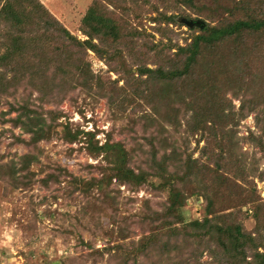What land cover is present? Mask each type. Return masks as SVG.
Here are the masks:
<instances>
[{"label":"rangeland","instance_id":"374dc122","mask_svg":"<svg viewBox=\"0 0 264 264\" xmlns=\"http://www.w3.org/2000/svg\"><path fill=\"white\" fill-rule=\"evenodd\" d=\"M16 1L28 6L26 1ZM6 2L0 0V10ZM38 2L79 41L88 38L85 32L88 27L83 24V18L96 3L98 13L115 20L120 28V38L115 41L110 37L102 39L104 35L94 36L93 42L104 53L103 58L92 50L83 52L71 47L76 59L81 57L83 67L88 64L92 71L89 85L82 83L83 78L76 76L77 71L67 74L68 81L65 82L66 78L59 76L60 71L52 68L48 84L64 79L61 88L52 94L43 96L32 86L41 79L29 82L26 78L28 86L20 83L9 91H13L12 96L1 97L0 167L14 162V167L19 168L20 157L27 153H33L34 160L25 173L27 179H20L24 173L16 172L17 185L10 175L4 174L0 181V264H121L125 260L134 264V258L131 259L133 247L144 236L170 227H183L210 214H234L233 219L249 233L264 224V149L253 141L261 133L256 127L254 114L243 117L237 126L229 123L219 128L218 132L207 130L188 135L186 120L182 126L185 131L176 130L172 125L166 126L167 132L155 130L156 153L147 142L149 132L145 131L146 124L142 118L143 114L151 111L149 104L135 98L124 100L127 91L135 89L134 85L141 87L143 77L139 70L142 67L155 68L162 55L174 57L179 47L190 43L200 33L198 29L188 28L184 18H202L210 25H216L222 19L243 18L241 13L229 14L238 0H220L219 4L229 8L226 11L222 7L216 8L215 13L219 14H215L214 19L207 16L213 0H194L195 5L205 3L208 6L203 13L188 8L182 0ZM16 8L21 7L16 5ZM241 12L245 15L243 10ZM9 26L0 19V56L6 51L5 36H9L10 29L15 30ZM23 27L27 30L32 28L31 24ZM40 41L48 54L55 53L59 60L64 58L61 42L53 48L55 43L52 39H44L45 43ZM259 44L264 51V39ZM76 63L73 60L65 70L74 69ZM6 69L0 64V73L8 74L9 78L11 74ZM102 91L104 95L100 94ZM29 95L34 103L30 107L40 111L49 126L48 138L34 146L18 141V138L28 140L30 135L23 131L24 123L14 125L12 122L19 112H7L11 105H22ZM227 97L237 110L240 101L231 94ZM121 100L125 102L122 108ZM48 112L53 115L50 117ZM68 129L73 132L71 135L80 131L76 139L66 140ZM88 133H95L91 141ZM108 136L124 143L132 155L129 166L136 173L141 168L148 173L144 184L135 186L133 183L118 184L116 179L109 181L112 172L105 159L112 152H99L94 158L92 153L98 151L90 145L97 141L101 146ZM166 139H169L168 144L164 142ZM175 143L184 157L191 155L201 167L208 166L213 175L217 174L215 170L218 168L219 175L232 179L235 185L234 189L230 187L226 192L222 182L206 181L208 186L216 189L215 192L223 195L224 203L217 207L195 194L199 183L192 176L185 186L180 184L186 200L173 210V224L161 229L158 222H150L151 219L146 218L154 212L159 217L162 215L169 205V190L159 186L161 181L158 177L150 176L153 167L150 159L151 154L156 153L157 159L161 160L164 151L169 153L171 150L167 145ZM91 178L101 181H91L95 185L91 183L86 188L88 182L83 180ZM124 224L130 225L126 229L127 234L121 231ZM107 246H112V249L107 250ZM258 251L263 252L264 248L259 247ZM137 255L138 264L151 261L150 257L146 259L138 252ZM197 264H215V261L204 253Z\"/></svg>","mask_w":264,"mask_h":264},{"label":"trees","instance_id":"16d2710c","mask_svg":"<svg viewBox=\"0 0 264 264\" xmlns=\"http://www.w3.org/2000/svg\"><path fill=\"white\" fill-rule=\"evenodd\" d=\"M23 1H26L29 7L21 5L22 1L7 0L0 10V19L15 29H10L9 36H5L6 51L0 56V64L4 65L7 68L5 71L11 74L8 78V74L0 73V99L2 96L7 97L10 94L12 96L13 91L9 93L11 89L23 83L28 86L30 81L35 82L38 79L41 81H37L32 86L43 96L47 93L52 94L61 88V81L64 80L59 82L54 80L48 84L52 68L60 71L61 78H66L67 74H71L70 72L77 71L76 76L83 78L84 85H89L92 71L88 64H84L86 67H83L81 57L76 59L71 47L79 48L83 52L92 50L103 58L104 53L93 42L94 36L104 35L102 39L110 37L115 41L118 40L120 28L115 20L98 13L94 3L83 18V24L88 27L85 31L88 38L79 41L38 0ZM219 1L213 0L214 3L207 15L209 18L214 19L215 14H219V12L215 13L218 7H222L224 11L228 10L229 7L222 6ZM182 2L199 13H203L208 7L205 3L195 5L194 0H182ZM240 3L242 6H239ZM16 5L21 8L17 10ZM241 8L245 15L241 12ZM238 13H241L243 18H233L228 21L222 19L216 25H210L202 18H184L188 28L198 29L200 33L193 37L190 43L179 47L174 57L167 58V55H162L161 61L155 68L145 66L139 70L140 76L143 77L141 87L134 85L135 89L127 91L124 100L135 98L149 104L151 111L143 114L142 118L146 124L145 131L149 132L146 137L147 142L150 149L155 150L156 153L158 151L155 146L157 142H154L155 130L159 129L163 133L167 130L166 126L171 125L176 130H184L182 126L186 120L185 130L188 135H196L207 130L218 132L219 128L226 127L229 123L237 126L238 122L249 114L255 115L256 127L261 132L253 141L264 149V51L262 46L259 47V43L264 39V0H238L229 14ZM195 20L203 21L204 27L186 24ZM28 24H31V30L23 27ZM44 39L48 41L52 39L55 43L53 48L61 42L65 51L64 58L61 56L62 59L59 60L60 57L57 58L55 53L48 54L40 41ZM73 60L77 63L74 69H69L67 72L65 69H68L69 64H73ZM26 78H29L28 83ZM67 81L68 78L65 82ZM100 94L104 95V91ZM228 94L240 101L237 110L231 99L227 97ZM30 100L31 95L26 97L22 105L9 106L7 112L18 111L19 116L12 119V122L14 125L24 123L20 126L30 135L28 140L18 138V141L24 142L23 144L27 146H34L38 141L48 138L49 126L42 113L30 107L34 105ZM124 103L120 101L121 108ZM48 114L51 117L52 112ZM79 132L71 135L73 132L68 129L65 134L66 140L76 139ZM87 135L90 136L89 141L95 137V133ZM250 135L253 137L254 133L251 131ZM167 140L169 139L164 141L166 144L169 143ZM90 145L93 150L98 151L92 153L94 158L99 152H112L105 159L108 169L112 172L108 178L110 182L116 179L118 184L133 183L135 186H140L147 181L148 173L143 168L139 167L141 170L136 173L134 168L129 166L132 155L122 141H114L108 136L101 146L97 141ZM168 146H171V150L169 153L165 150L161 160L157 159L156 153L151 154L150 159L153 164L152 169L150 168L152 170L150 176L158 177L161 181L159 186L167 187L169 190V205L165 207L162 215L159 217V214L154 212L146 218L151 219L150 222H158L161 229L173 224L171 215L173 210L181 207L186 200L180 184L185 186L191 181L192 176L199 183L195 194L200 195L201 200L207 201L209 205L215 203L217 207H221L224 203L223 195L215 192L216 189L208 186L206 181L222 182L226 192L230 187L234 189L235 185L232 179L219 175L218 168L215 170L217 174L213 175L208 166L201 167L198 160L192 159L191 155L184 157L176 143ZM33 155L27 153L20 157L19 168L14 167V162H10L8 166L1 165L0 181L4 178V174L10 175L17 185L16 172L24 173L20 179L26 178L25 173L34 160ZM9 172L10 174H7ZM85 181L88 182L85 186L87 188L93 183L91 181L101 180L91 178L83 180L84 183ZM210 191L213 194L210 195ZM232 215L234 214H210L201 220H193L183 227H170L166 231H157L151 236H144L140 243H136L138 245L135 244L136 246L133 247L131 259L134 258V264H138V252L146 259L151 258V261H145V264H197L203 254L207 253L215 264H264V251H258L259 247L264 248V224L249 233L244 231L243 225L236 222ZM128 227L130 225L124 224L121 231L127 234ZM105 248L110 250L112 246ZM135 249L137 251H134ZM126 261L121 264H128Z\"/></svg>","mask_w":264,"mask_h":264},{"label":"water","instance_id":"95a60500","mask_svg":"<svg viewBox=\"0 0 264 264\" xmlns=\"http://www.w3.org/2000/svg\"><path fill=\"white\" fill-rule=\"evenodd\" d=\"M186 24H188L189 26H194V25H197L199 27H204V22L203 21H200V20H195V21H188L186 22Z\"/></svg>","mask_w":264,"mask_h":264},{"label":"built area","instance_id":"2783aa9c","mask_svg":"<svg viewBox=\"0 0 264 264\" xmlns=\"http://www.w3.org/2000/svg\"><path fill=\"white\" fill-rule=\"evenodd\" d=\"M263 195H264V193H263Z\"/></svg>","mask_w":264,"mask_h":264}]
</instances>
